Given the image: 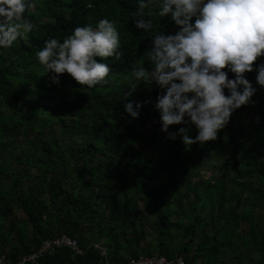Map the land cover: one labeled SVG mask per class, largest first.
Wrapping results in <instances>:
<instances>
[{
    "label": "trees",
    "instance_id": "obj_1",
    "mask_svg": "<svg viewBox=\"0 0 264 264\" xmlns=\"http://www.w3.org/2000/svg\"><path fill=\"white\" fill-rule=\"evenodd\" d=\"M136 8V0H33L25 13L32 30L0 48V255L17 260L65 233L85 253L102 242L107 257L123 263L155 251L186 264H227L224 246L239 233L238 261L258 255L253 264H264V86L255 68L245 73L256 88L252 102L216 140L190 150L161 130L155 103L164 90L155 83L140 82L128 97L144 102L130 118L123 92L134 69L149 67L152 41L135 28ZM105 17L123 52L97 57L112 68L108 82L89 88L64 73L52 84L36 55L45 40L63 41ZM148 18L153 34L176 30L157 9ZM180 127L196 135L190 123L169 131ZM82 255L59 247L25 264L75 263Z\"/></svg>",
    "mask_w": 264,
    "mask_h": 264
},
{
    "label": "clouds",
    "instance_id": "obj_2",
    "mask_svg": "<svg viewBox=\"0 0 264 264\" xmlns=\"http://www.w3.org/2000/svg\"><path fill=\"white\" fill-rule=\"evenodd\" d=\"M133 23L152 37L146 49L147 64L134 69V82L123 92L124 108L130 118L140 115L143 103L128 99L141 82L155 83L163 93L155 108L161 130L170 139L181 137L186 150L218 138L232 114L248 105L256 88L245 73L254 68L256 80L264 86V0H136ZM91 6V5H89ZM33 0H0V48L13 45L33 24L25 15ZM152 9L176 26L174 32L153 34ZM147 10V11H146ZM121 36L107 17L74 27L63 41L50 37L36 53L50 74L52 84L68 73L89 88L107 83L112 68L100 58L122 55ZM229 72L234 77H229ZM227 90V94L225 92ZM190 123L196 135L185 127L170 132L171 125Z\"/></svg>",
    "mask_w": 264,
    "mask_h": 264
},
{
    "label": "built area",
    "instance_id": "obj_3",
    "mask_svg": "<svg viewBox=\"0 0 264 264\" xmlns=\"http://www.w3.org/2000/svg\"><path fill=\"white\" fill-rule=\"evenodd\" d=\"M88 246L96 250L103 258L106 264H109L107 257V247L102 242H92ZM87 246V247H88ZM59 247H66L71 249L75 254H84L85 248L79 245L76 238L70 237L67 234H59L48 238L39 245L38 248L23 254L17 260L6 259L0 255V264H25L27 261H36L45 253H51L54 249ZM125 264H186L181 255L174 257H167L164 254L139 255L137 257L129 258Z\"/></svg>",
    "mask_w": 264,
    "mask_h": 264
},
{
    "label": "rangeland",
    "instance_id": "obj_4",
    "mask_svg": "<svg viewBox=\"0 0 264 264\" xmlns=\"http://www.w3.org/2000/svg\"><path fill=\"white\" fill-rule=\"evenodd\" d=\"M143 81H141V84ZM205 175H210L209 171L204 172ZM249 201H252V199H249ZM138 205L142 207V202L138 201ZM19 215V214H18ZM183 220L186 218L183 217ZM241 235L239 233H234L233 235V241L229 242L226 246H224V252L227 255V264H253V261L251 259H257L258 255H253L251 258L249 256L243 257L240 261H238L237 253H238V247L236 245V241L240 239ZM102 241V240H100ZM156 254V252L154 251ZM108 260H110L108 256ZM194 264H205L204 262L197 260Z\"/></svg>",
    "mask_w": 264,
    "mask_h": 264
},
{
    "label": "crops",
    "instance_id": "obj_5",
    "mask_svg": "<svg viewBox=\"0 0 264 264\" xmlns=\"http://www.w3.org/2000/svg\"><path fill=\"white\" fill-rule=\"evenodd\" d=\"M109 264H125L122 261H113V260H108ZM40 264H50L48 262H42ZM67 264H106L103 260V258L99 255L97 251L94 253H84L81 258L75 262V263H67Z\"/></svg>",
    "mask_w": 264,
    "mask_h": 264
}]
</instances>
